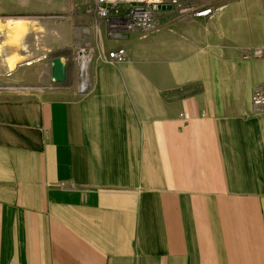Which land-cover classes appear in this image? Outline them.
I'll use <instances>...</instances> for the list:
<instances>
[{
  "label": "crops",
  "instance_id": "crops-1",
  "mask_svg": "<svg viewBox=\"0 0 264 264\" xmlns=\"http://www.w3.org/2000/svg\"><path fill=\"white\" fill-rule=\"evenodd\" d=\"M203 4L147 35L101 22L63 83L28 39L43 27L0 31V264H264V53L243 57L264 0ZM49 10L0 0V25ZM119 45L127 61L101 60Z\"/></svg>",
  "mask_w": 264,
  "mask_h": 264
},
{
  "label": "built area",
  "instance_id": "built-area-1",
  "mask_svg": "<svg viewBox=\"0 0 264 264\" xmlns=\"http://www.w3.org/2000/svg\"><path fill=\"white\" fill-rule=\"evenodd\" d=\"M205 0H94L91 12L99 23H104L107 34L112 38H119L123 33L141 32L149 33L158 24L159 16L168 12V9H160L161 5H171L181 15L204 16L214 12L211 6L203 7ZM101 56V60L107 64L125 62L127 50L124 46H116ZM264 48L254 46L244 54V58H256L262 56ZM96 47L87 43L80 46L74 55L78 72L81 77L89 73L90 65L95 60ZM254 107L264 106V88L256 87L251 96Z\"/></svg>",
  "mask_w": 264,
  "mask_h": 264
},
{
  "label": "rangeland",
  "instance_id": "rangeland-1",
  "mask_svg": "<svg viewBox=\"0 0 264 264\" xmlns=\"http://www.w3.org/2000/svg\"><path fill=\"white\" fill-rule=\"evenodd\" d=\"M39 1L48 3L50 10L44 13H26L16 16H18L17 18L36 20L37 30L43 27L41 31L30 33L28 39L32 41V50L39 51L40 56L44 55L47 57L44 59L46 64L49 63L50 65L51 60L56 56H71L72 62L76 63L74 60L76 50L80 46L92 43L90 38L93 31L96 32L95 38L100 40V23L94 19L91 12L94 0ZM30 4L34 5L36 3L32 2ZM6 20L8 19H1L3 23ZM142 34L147 35L145 33Z\"/></svg>",
  "mask_w": 264,
  "mask_h": 264
},
{
  "label": "bare ground",
  "instance_id": "bare-ground-1",
  "mask_svg": "<svg viewBox=\"0 0 264 264\" xmlns=\"http://www.w3.org/2000/svg\"><path fill=\"white\" fill-rule=\"evenodd\" d=\"M4 25V26H2ZM37 21L32 19H22V18H16V19H8L4 22V24L0 25V31L6 30V37L7 39H11L12 34L16 35L17 38L19 37H26V34L29 31L37 30ZM41 30V29H40ZM20 43V42H19ZM5 44V43H4ZM5 62L9 70H13L17 64L18 61H20L23 58H19L17 56H10L5 58Z\"/></svg>",
  "mask_w": 264,
  "mask_h": 264
},
{
  "label": "water",
  "instance_id": "water-1",
  "mask_svg": "<svg viewBox=\"0 0 264 264\" xmlns=\"http://www.w3.org/2000/svg\"><path fill=\"white\" fill-rule=\"evenodd\" d=\"M159 8L172 10L171 5H161ZM51 79L55 83H62L66 81L67 63L63 56H56L51 60Z\"/></svg>",
  "mask_w": 264,
  "mask_h": 264
}]
</instances>
